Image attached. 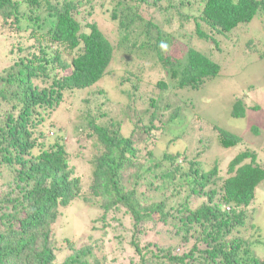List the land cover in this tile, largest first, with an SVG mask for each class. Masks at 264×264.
I'll list each match as a JSON object with an SVG mask.
<instances>
[{
  "label": "trees",
  "instance_id": "obj_1",
  "mask_svg": "<svg viewBox=\"0 0 264 264\" xmlns=\"http://www.w3.org/2000/svg\"><path fill=\"white\" fill-rule=\"evenodd\" d=\"M93 14L108 16L114 34L91 19ZM257 14L264 24V0H0V264H113L111 250L100 251L108 230L103 237L89 234L113 228L105 225L108 219L121 224L118 231L109 230L117 236L120 252L129 251L125 264H151L146 261L149 251L188 264L191 253L179 255L174 248L192 236L210 241L199 251L210 264H264V256L252 252L253 242H217L245 223L237 208L255 197L264 165L255 152L242 150L228 161L225 177L218 163L205 167L197 149L209 148L213 140L200 135L191 149L181 138L194 130L192 119L200 118V110L183 96L179 99L186 103L172 107L165 94L173 86L198 91L221 69L201 49L186 47L177 56L169 48L189 36L211 41L218 49V35L227 37ZM175 16L191 27L187 34L178 32L180 38L167 28ZM145 52L165 77L141 91V74L133 73L127 88H120L126 98L121 114L130 125L127 133L119 119L107 117L110 99L102 90L82 94L68 116L72 131L49 140L47 131L53 133V126L45 127V122L58 105L71 110L75 95L103 80L116 58L130 60ZM245 98L235 99L232 117L253 118L250 111L260 109L261 103ZM210 123L221 147L241 141L236 132ZM251 129L259 132L256 126ZM165 137L168 143L159 151ZM74 140L86 149L82 154L88 167L80 175L69 163L68 145ZM192 201H198L195 207ZM72 202L101 212L83 235L89 234L88 241L80 245L76 237L58 241L53 236ZM149 232L162 241H148ZM62 249L66 255L60 259L57 251Z\"/></svg>",
  "mask_w": 264,
  "mask_h": 264
},
{
  "label": "rangeland",
  "instance_id": "obj_2",
  "mask_svg": "<svg viewBox=\"0 0 264 264\" xmlns=\"http://www.w3.org/2000/svg\"><path fill=\"white\" fill-rule=\"evenodd\" d=\"M194 1V0H192ZM198 2V0H196ZM197 7L195 5L194 9ZM91 19H95L98 25L106 32L114 34L116 27L112 24L108 16L102 17L97 14H93ZM183 22V24H181ZM183 19L173 17L172 21L168 25V29L178 32L186 33L187 28L190 26L185 25ZM189 35V33H188ZM182 37V34H178V38ZM216 37V36H215ZM219 37V38H218ZM216 38L219 39L218 49L213 42L203 39L191 38L187 36L178 44H174L169 48L168 53L173 55L182 56L186 47H194L201 49L210 57L220 64V73L212 78L211 80L205 81V87L200 88L198 91L191 89H175L171 87L168 92H165L167 100L172 104V107L181 106L186 103L179 99L181 96L184 100L193 101L197 109L200 118H193L195 126L194 130L184 133L182 135V140L188 143L189 148H194V140L202 135L205 138H209L213 141L210 143V147L202 150L198 147L197 151L200 154L197 158L204 160L205 167L209 168L215 162L218 163L221 168L224 177L227 175L226 168L228 161L238 152L242 150L253 151L259 157L261 165H264V24L259 18V14L249 23H240L236 28L227 33V37L223 35H218ZM178 40V39H177ZM249 40H254L255 43L248 47L247 43ZM4 42H0V46H3ZM119 55V51H117ZM263 55V58H260ZM109 72L105 78L98 83L94 84L92 87L85 89L83 93H78L73 98L72 107L66 108L65 104L58 105L50 114V117L45 122V127L52 124L53 128L47 131L49 140L55 139L56 134H62L63 131L71 129V123L68 119L69 114L74 113L75 105L80 101L82 94L88 96L91 92L104 91L105 95L110 99L108 100V106L106 109L107 117L111 120H120L122 128L127 133L130 129L127 118L122 116L121 112L125 108L126 98L120 92L121 87H126L129 85L130 81L133 79L132 75L134 73H140V89L149 91V89L156 83L160 78L165 77L163 70L159 65H156L151 59L150 52H145L144 55H136L130 60H120V56L116 61H113L108 68ZM153 84V85H152ZM172 90V91H171ZM245 94V100L247 103L257 102L260 104V109L250 111L253 118H235L230 114V109L236 98ZM98 103L103 99L100 97ZM73 97L72 94L67 96V100L70 101ZM142 102V101H141ZM143 115V113H141ZM145 118V117H143ZM202 118H207L208 120H203ZM135 120V118H134ZM133 120V122H134ZM190 119V122L192 121ZM69 121V122H68ZM210 121L213 124H217L221 128H229L230 130L236 132L241 136V141L235 146L229 148L221 147L216 139L218 138L217 133L211 126ZM193 122V121H192ZM194 123V122H193ZM160 124V123H158ZM252 126H256L259 129L258 133H254L251 129ZM62 128V130L60 128ZM177 124V128L181 130ZM59 128V129H57ZM57 129V130H56ZM58 132V133H56ZM73 133V132H72ZM74 134V133H73ZM160 134V131L156 132V136ZM158 137V136H157ZM161 142L162 141V138ZM169 137H165V142L162 143V148L158 149L162 151L168 143ZM181 140V141H182ZM159 142V138H158ZM90 146L88 143L87 148ZM173 146V145H172ZM200 146V145H199ZM78 145L77 141H73L72 145H68V152L70 164L73 166L75 174L80 175L87 169V158L82 154L83 150ZM203 151V152H201ZM1 176V174H0ZM6 176V175H4ZM2 176L5 181L6 178ZM0 188H2V182L0 181ZM204 199V195L199 198ZM198 199V200H199ZM192 207H195L198 201L191 202ZM238 212H243V218L245 223L238 224L229 233H226L222 238H217L218 243L225 242L229 244L230 242H241V240H247V243L253 242L250 246L252 252L255 256H264V181L256 188L255 197L251 203L245 207H238ZM101 212L88 206L77 204L72 202L67 209L64 210L63 216H61L55 226L53 231V236L57 238L58 241L65 237L77 239V244H82L88 241V235L91 238L103 237L104 232L108 230V235L104 240L105 248L100 251H104L105 254L109 253V260L113 261V264H125L127 255L129 251L120 252V244L118 243L117 236L113 235L111 232L118 231L120 228V222L117 220L116 224L110 219L105 225H110L113 228L106 227L104 230L97 228L92 232H89L87 237L83 235L88 233V228L92 220L99 216ZM110 222V223H109ZM99 224V223H97ZM99 227V225H97ZM118 229H116V227ZM173 226L168 227L165 233H170ZM80 228V230H79ZM109 229H112L110 231ZM154 232L158 229H153ZM163 229H160L162 231ZM87 231V232H83ZM148 241H162L160 236L155 233L149 232V236L146 238ZM234 241V242H233ZM101 242V240H100ZM164 244H168V239L164 238ZM173 244L175 242L171 240ZM208 242L206 240L198 239L195 236L187 239L186 242L183 240L178 241V245L174 248V252L179 255L185 253H191L190 257L185 259L188 264H210L209 257L199 256V251L208 247ZM208 244V245H207ZM63 248V247H62ZM127 250V247H123V251ZM149 251V250H148ZM103 252V253H104ZM239 253L243 254L244 250L239 247ZM66 255V251L62 249L57 251V256L61 259ZM163 258V259H157ZM150 260V263L157 264H179L178 262H172L166 257H154L152 251L146 254V261Z\"/></svg>",
  "mask_w": 264,
  "mask_h": 264
}]
</instances>
